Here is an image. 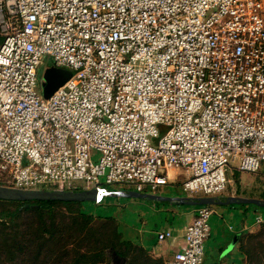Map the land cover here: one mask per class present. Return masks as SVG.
Wrapping results in <instances>:
<instances>
[{
    "label": "built area",
    "instance_id": "1",
    "mask_svg": "<svg viewBox=\"0 0 264 264\" xmlns=\"http://www.w3.org/2000/svg\"><path fill=\"white\" fill-rule=\"evenodd\" d=\"M47 58L74 72L49 98ZM263 166L264 0H0L1 185L102 204L181 174L188 197H217L229 170ZM213 213L166 264H203Z\"/></svg>",
    "mask_w": 264,
    "mask_h": 264
},
{
    "label": "rangeland",
    "instance_id": "2",
    "mask_svg": "<svg viewBox=\"0 0 264 264\" xmlns=\"http://www.w3.org/2000/svg\"><path fill=\"white\" fill-rule=\"evenodd\" d=\"M45 61L49 67L53 65L51 59L47 58ZM64 69H67L71 74L74 73L68 68ZM44 72V67H42L39 71L41 79ZM166 131L167 127L162 126L161 137ZM100 156L99 152L94 151L93 161L98 162ZM228 177L230 182L225 192H228L229 186L231 188L241 187L244 182L247 184L246 188L250 192L256 193L257 189L264 187V166L257 173L229 170ZM104 180L105 178L103 177L102 181L104 182ZM183 180V176L180 174L172 180L170 185L163 187L161 191H148L143 194H156L164 198L187 197L189 194L180 187ZM246 193L248 194L249 192ZM261 196L264 197V193ZM231 205L233 204L211 205L214 213L209 220V224L213 235L205 241L203 264L212 263L217 248V239L221 234L230 235L229 225H237L242 218H247L249 223L256 224L255 221L258 214L262 215L264 221V207H258L254 204H235L239 208L243 206L249 209L244 210V212L234 211L231 213L228 209ZM16 206L17 204L14 203L0 202V212L5 209L13 210ZM80 206L87 213L95 216L87 225H85L84 219L78 218L74 213ZM199 206L201 205L179 204L174 206L170 202L163 200L126 196H108L102 204L85 200L82 201V205H57L56 223L59 231H57L55 240L44 243L43 247H41V239L35 237L38 223L35 217L22 216L13 221H9L10 219L6 217L1 219V222L8 220L10 222L9 226L18 228V231H10V250L0 251V264H122L118 260L113 244V228L116 225L124 235H126L125 231H128L133 232V234L135 233L134 236H136V231L141 228L145 230L148 238H153L156 231L160 230V228L173 227L178 223L182 225L187 217L181 215L180 211L191 210ZM159 208L161 209L159 210ZM176 209L177 212L175 213ZM153 210H156L155 212L157 213H154ZM101 217H113L116 221H110ZM33 219H35L34 224ZM143 220L148 221L150 224L142 225ZM60 230L63 231L61 232ZM153 230L155 233L150 232ZM18 242L23 245L24 251L22 248H16V243ZM243 249L246 255L245 264H264V222L258 223L245 235ZM39 251L40 254H38ZM83 252H88L89 256L93 255L91 258L94 261H91V258L79 261V256ZM135 257L142 258V253L137 249L130 251V255L126 261L132 263ZM126 261L124 264H126ZM147 264L152 263L147 262Z\"/></svg>",
    "mask_w": 264,
    "mask_h": 264
},
{
    "label": "crops",
    "instance_id": "3",
    "mask_svg": "<svg viewBox=\"0 0 264 264\" xmlns=\"http://www.w3.org/2000/svg\"><path fill=\"white\" fill-rule=\"evenodd\" d=\"M237 170V169H234ZM232 170V171H234ZM239 171V170H238ZM171 174L175 176L176 172L171 170ZM170 185V184H169ZM243 186L237 187V188H231L229 186L228 192L222 193L221 195L217 196L219 201H226L230 200L233 197H241V198H258V199H264L263 196H261L262 193H264V187L256 190V193L250 192L249 189L246 188V183L243 182ZM168 186V185H167ZM246 192H249L248 194ZM163 201L170 202V204L177 206L179 204H183L179 201H169L168 199H163ZM233 205L229 206L228 209L231 213L234 211H242L248 210L247 207H237L235 204H244V203H231ZM219 205H227V204H219ZM153 206V205H152ZM163 208V207H161ZM159 208V210L161 209ZM158 210V211H159ZM197 208H193L191 210H182L180 211L181 215H185L186 221L181 225V223L175 224L173 227H165L160 228V230L150 231L151 233H155V237L148 238L146 235V232L144 229L139 228L136 231V236H134L133 232H126V235L122 234L125 239L131 240L135 244L143 247V249L146 252V259L149 263L154 264H166L170 259L173 258L174 254L177 251L182 250L185 239H184V227L186 224L190 223L195 215H196ZM154 213L156 210H153ZM177 212V209L175 210V213ZM224 216V214H222ZM258 216H261V214H258L256 216V219ZM212 217V216H211ZM224 218V217H223ZM222 218V219H223ZM211 219V218H210ZM263 219V217H262ZM256 222V221H255ZM150 224L148 221L143 220L142 225H148ZM258 223H249L247 218H242L237 225H229L230 235H219L218 241H217V248L215 250V257L213 258V261L211 264H245L246 263V255L244 251L242 250V240L244 236L249 233ZM170 229L173 232V237L169 238L165 242H160L158 240V232L162 230ZM148 232V231H147ZM149 232V233H150ZM128 234V235H127ZM212 230L211 234L208 237H212ZM134 236V237H132ZM136 239V240H133ZM138 241V242H137ZM137 242V243H136ZM234 242V243H233ZM128 258H122L118 256V260L122 262V264L125 263V261ZM120 262V263H121ZM146 262V264H147ZM126 264H130L126 261Z\"/></svg>",
    "mask_w": 264,
    "mask_h": 264
},
{
    "label": "trees",
    "instance_id": "4",
    "mask_svg": "<svg viewBox=\"0 0 264 264\" xmlns=\"http://www.w3.org/2000/svg\"><path fill=\"white\" fill-rule=\"evenodd\" d=\"M0 202L4 203H14L17 204L16 208L13 210L5 209L0 212V251L2 250H10V231H18V228L11 227L9 221H13L16 218H20L22 216H31L35 217L38 220L37 228L35 230V237L38 239H41V247H43L44 243L50 242L55 240L57 231H59V227L56 223V215L57 205H65L70 206L71 204H79L82 205V201H62V200H39V199H32V200H26V201H16V200H2L0 199ZM25 204H29L28 207H24ZM75 215L78 216V218H82L85 220V225H87L90 221L94 219V215L87 213L84 208H81V206L78 208L76 212H74ZM9 218L10 220H3L1 222V219ZM99 217V216H98ZM109 219L110 221H116L113 217H101ZM77 219V218H76ZM33 224L35 223V219L32 220ZM61 232L63 230H60ZM247 235V234H246ZM245 237V236H244ZM243 241L242 240V250L243 249ZM19 243V244H18ZM16 243V248L19 249L22 248L23 245L20 244V242ZM113 244H114V250L117 256H120L122 258H128L130 255V251L133 249H137L142 253V258L135 257L132 260V263L130 264H146V252L143 249V247L135 244L131 240L125 239L122 235V233L119 231L117 225L113 228ZM19 245V246H18ZM101 250V249H99ZM24 251V250H23ZM40 254V251L38 252ZM88 252H83L79 256V261L81 259L88 260L92 256H89ZM78 261V262H79ZM91 261H94L93 258H91Z\"/></svg>",
    "mask_w": 264,
    "mask_h": 264
},
{
    "label": "water",
    "instance_id": "5",
    "mask_svg": "<svg viewBox=\"0 0 264 264\" xmlns=\"http://www.w3.org/2000/svg\"><path fill=\"white\" fill-rule=\"evenodd\" d=\"M72 74L64 68H58L55 66H47L42 82L43 95L45 98H49L52 94L62 85H64ZM116 196L126 197H140L150 198L154 200L168 199L169 201H179L185 205H217V204H231V203H244L254 204L258 207H264V199L258 198H241L233 197L230 200L219 201L217 197H178V198H164L156 194H143L135 191L125 192ZM98 197V190H25L13 188L0 184V199L2 200H16L26 201L32 199L39 200H62V201H96ZM29 204H25L24 207H28ZM234 243V242H233Z\"/></svg>",
    "mask_w": 264,
    "mask_h": 264
}]
</instances>
